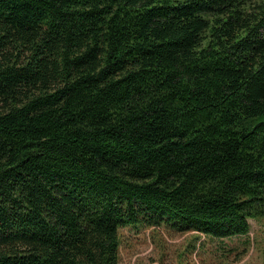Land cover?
I'll return each instance as SVG.
<instances>
[{"label": "trees", "instance_id": "1", "mask_svg": "<svg viewBox=\"0 0 264 264\" xmlns=\"http://www.w3.org/2000/svg\"><path fill=\"white\" fill-rule=\"evenodd\" d=\"M264 220V0H0V264H119L120 228Z\"/></svg>", "mask_w": 264, "mask_h": 264}, {"label": "rangeland", "instance_id": "2", "mask_svg": "<svg viewBox=\"0 0 264 264\" xmlns=\"http://www.w3.org/2000/svg\"><path fill=\"white\" fill-rule=\"evenodd\" d=\"M249 220V232L229 237L181 230L168 219L126 224L119 264H264V220Z\"/></svg>", "mask_w": 264, "mask_h": 264}]
</instances>
